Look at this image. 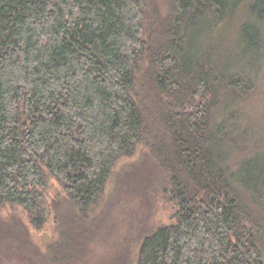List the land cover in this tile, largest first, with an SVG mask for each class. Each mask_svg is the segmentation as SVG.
Here are the masks:
<instances>
[{
	"label": "trees",
	"instance_id": "trees-1",
	"mask_svg": "<svg viewBox=\"0 0 264 264\" xmlns=\"http://www.w3.org/2000/svg\"><path fill=\"white\" fill-rule=\"evenodd\" d=\"M167 2L161 14L153 0H0V209L19 206L42 229L51 179L75 209L43 252L20 218L0 216V264L14 244L26 261L71 264L117 161L139 146L148 192L174 212L141 235L132 264H264L241 169L257 158L240 163L245 135L218 119L256 86L217 35L235 19L234 46L257 58L264 0Z\"/></svg>",
	"mask_w": 264,
	"mask_h": 264
},
{
	"label": "rangeland",
	"instance_id": "rangeland-1",
	"mask_svg": "<svg viewBox=\"0 0 264 264\" xmlns=\"http://www.w3.org/2000/svg\"><path fill=\"white\" fill-rule=\"evenodd\" d=\"M153 1L161 14L167 12V0ZM234 20L229 22L227 32L220 29L218 33L216 30L212 33L230 39L231 51L225 57L228 59L227 63L233 71L252 78L256 87L251 97L243 103H226L223 109H220L218 119L225 120L224 123L234 128L236 134L243 132L245 135L242 148L248 151L245 156L242 155L239 162L242 163L247 157L250 160L257 158L255 167L249 164L241 169L252 173L250 183L256 189V204L253 210L255 227L261 230L258 240L264 252V179L260 177L264 173V51L252 60L234 46V37H241L239 29L235 28L236 24H233ZM225 41L227 45L226 38ZM147 153L144 146H139L134 154L117 161L103 198L92 214L98 216L97 225L95 228L92 226L89 236L82 240L84 244L74 252L76 255L71 264H132L141 235L170 222L174 212L172 204L166 203L160 194L154 195L150 189L149 192L147 190L153 182V165L146 158ZM235 158H239V153L235 154ZM237 168L238 166L233 168L236 181L242 178L240 173L237 174ZM64 196L61 186L51 179L46 191L51 213L40 230L30 225L27 213L19 206L3 207L0 209V216L20 218L29 228L32 241L43 252L47 245L57 238L56 227L60 220L64 222L75 212L72 204L64 201ZM8 246L2 248L3 254L5 253L2 264H45L42 259L24 260L23 253L27 250L23 244Z\"/></svg>",
	"mask_w": 264,
	"mask_h": 264
}]
</instances>
